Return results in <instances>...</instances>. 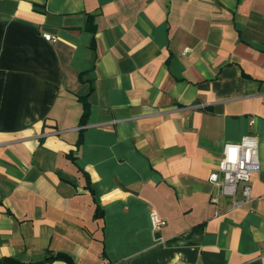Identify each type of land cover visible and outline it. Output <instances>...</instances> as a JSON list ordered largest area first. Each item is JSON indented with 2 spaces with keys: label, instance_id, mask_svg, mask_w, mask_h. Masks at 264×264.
<instances>
[{
  "label": "crops",
  "instance_id": "1",
  "mask_svg": "<svg viewBox=\"0 0 264 264\" xmlns=\"http://www.w3.org/2000/svg\"><path fill=\"white\" fill-rule=\"evenodd\" d=\"M247 133L232 207L208 176ZM54 255L264 264V0H0V264Z\"/></svg>",
  "mask_w": 264,
  "mask_h": 264
},
{
  "label": "built area",
  "instance_id": "2",
  "mask_svg": "<svg viewBox=\"0 0 264 264\" xmlns=\"http://www.w3.org/2000/svg\"><path fill=\"white\" fill-rule=\"evenodd\" d=\"M43 36L46 40H56V36L50 33H43ZM249 123L252 124L253 119ZM257 148V137L251 133L243 135L239 142L227 143L216 169L208 176L219 192L230 198L232 207H242L251 201V175L259 169ZM150 223L152 229L158 231L166 221L151 211Z\"/></svg>",
  "mask_w": 264,
  "mask_h": 264
},
{
  "label": "trees",
  "instance_id": "3",
  "mask_svg": "<svg viewBox=\"0 0 264 264\" xmlns=\"http://www.w3.org/2000/svg\"><path fill=\"white\" fill-rule=\"evenodd\" d=\"M86 114H87V111H86V109L84 110V112H83V115H82V118L84 119V117L86 116ZM56 257H64L65 259H68V260H70V258H68V257H66V256H64V255H54V256H51V257H46V259H44L43 261H39V262H36V263H31V264H43L44 262H46L47 260H51L52 258H56ZM18 264V263H17Z\"/></svg>",
  "mask_w": 264,
  "mask_h": 264
}]
</instances>
